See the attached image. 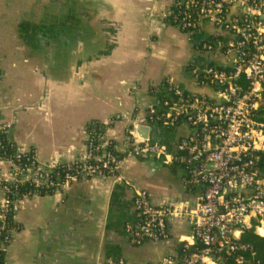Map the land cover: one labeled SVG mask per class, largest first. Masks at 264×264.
Wrapping results in <instances>:
<instances>
[{"label": "crops", "instance_id": "crops-1", "mask_svg": "<svg viewBox=\"0 0 264 264\" xmlns=\"http://www.w3.org/2000/svg\"><path fill=\"white\" fill-rule=\"evenodd\" d=\"M175 1L0 0V125L9 126L16 147L42 165L74 162L84 156L92 122L109 126L106 136L117 144L131 122L141 137L166 146L147 122L149 91L171 82L202 93L183 74L194 66L195 46L212 34L206 27L189 36L173 25ZM0 173L9 178L1 158ZM181 177L139 156L122 162L115 177L83 176L67 191L23 200L4 264L159 262L184 226L173 225L170 242L132 246L124 227L133 219V192L146 191L155 205L193 202Z\"/></svg>", "mask_w": 264, "mask_h": 264}, {"label": "built area", "instance_id": "built-area-1", "mask_svg": "<svg viewBox=\"0 0 264 264\" xmlns=\"http://www.w3.org/2000/svg\"><path fill=\"white\" fill-rule=\"evenodd\" d=\"M169 18L189 36L212 30L195 46L212 61L189 68L202 93L166 82L171 93L157 102L163 85L149 91L148 124L185 132L169 149L141 137L130 122L117 144L106 136L109 126L92 122L84 156L74 162L42 165L34 152L17 147L13 159L0 157L9 167V178L0 173V251L19 231L23 200L67 191L83 176L115 177L125 160L150 156L179 169L184 189L195 199L155 205L146 191L133 192V219L124 227L132 246L170 242L173 225L184 226L173 252L148 264H260L243 237L252 232L264 238V0H176ZM91 125L102 128L94 133ZM2 136L13 144L6 124L0 125Z\"/></svg>", "mask_w": 264, "mask_h": 264}, {"label": "trees", "instance_id": "trees-1", "mask_svg": "<svg viewBox=\"0 0 264 264\" xmlns=\"http://www.w3.org/2000/svg\"><path fill=\"white\" fill-rule=\"evenodd\" d=\"M163 87H164V93L161 96L157 97L156 100L157 102L161 101L162 96H164L165 94L171 93V89L168 88L166 84H163ZM100 128H102L100 127V125L99 126L96 125V127H93V125H91L89 127V130L94 133H98ZM15 153H16V145L14 143L13 144L10 143L6 136L0 137V157H2L4 160L13 159ZM261 165L263 166L264 169V163H261ZM21 191H23V189ZM243 242L248 243L255 248V251L257 253V260L260 262V264H264V238L257 237L251 232L243 237ZM4 255L5 252L0 251V264H4ZM228 264H235V262L230 261ZM246 264H251V260H249Z\"/></svg>", "mask_w": 264, "mask_h": 264}, {"label": "rangeland", "instance_id": "rangeland-1", "mask_svg": "<svg viewBox=\"0 0 264 264\" xmlns=\"http://www.w3.org/2000/svg\"><path fill=\"white\" fill-rule=\"evenodd\" d=\"M200 36H193V41L190 43H194V41L198 42L200 40ZM193 54L195 57L193 58V65L200 66L205 64L203 57H199L197 52L193 49ZM184 77L190 78V71L184 72ZM152 137L156 139L158 142L164 143L169 149H171L172 145L178 140V138L183 134L184 130H168L159 126H152Z\"/></svg>", "mask_w": 264, "mask_h": 264}, {"label": "water", "instance_id": "water-1", "mask_svg": "<svg viewBox=\"0 0 264 264\" xmlns=\"http://www.w3.org/2000/svg\"><path fill=\"white\" fill-rule=\"evenodd\" d=\"M139 129V128H138Z\"/></svg>", "mask_w": 264, "mask_h": 264}]
</instances>
